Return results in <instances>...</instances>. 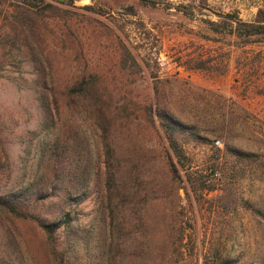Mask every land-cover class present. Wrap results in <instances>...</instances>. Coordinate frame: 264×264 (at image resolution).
I'll return each instance as SVG.
<instances>
[{
  "label": "rangeland",
  "instance_id": "374dc122",
  "mask_svg": "<svg viewBox=\"0 0 264 264\" xmlns=\"http://www.w3.org/2000/svg\"><path fill=\"white\" fill-rule=\"evenodd\" d=\"M42 1L63 12L47 11L25 37L12 12L29 1L0 0V194L60 188L53 172L63 161L76 173L72 196L47 193L40 213L70 214L71 229L56 234L66 264H107L101 133L81 102L70 108L62 96L50 114L38 92L45 83L61 94L97 73L118 116L110 141L121 162L129 249L150 250L149 264H264V34L249 39L228 17L264 27V0ZM146 107L191 132L175 183L169 145ZM1 263L55 264L37 224L0 219Z\"/></svg>",
  "mask_w": 264,
  "mask_h": 264
},
{
  "label": "trees",
  "instance_id": "16d2710c",
  "mask_svg": "<svg viewBox=\"0 0 264 264\" xmlns=\"http://www.w3.org/2000/svg\"><path fill=\"white\" fill-rule=\"evenodd\" d=\"M25 1H29V4L25 2L27 7H15L12 12V24L14 29L19 34H24L25 37H27L28 32H35L38 27V21L45 16L47 11H53L54 13L63 12L60 7H55L51 3H47L45 7H39L38 4L44 2L42 0ZM51 1L61 4H69L72 0ZM138 1L146 6H153L155 4L152 0ZM87 9L92 10L93 8L87 7ZM228 17L230 19L232 18V23L236 25L238 30H244V35L249 39L264 34V27L262 25L243 23L238 16L234 15H229ZM14 42H16L15 39ZM100 78V75L97 73L81 75L73 85L69 86L61 94L55 89H49L44 83V85H41L39 88V97L43 103L45 111L50 114L54 107L59 108V102L62 96L65 97L68 104L67 107L70 108H74L76 102H81L93 116L96 126L101 133L105 154L106 190L110 219V243L106 257L107 264H149V252L151 251L144 250L143 245L141 247L136 245L134 250L129 249V244L125 237V227L119 218L122 213L121 208L124 207V203L122 202V199H120L124 192V186L120 177L121 162L110 141L112 123L117 120L118 116L116 118L112 116L111 105L107 103L104 95L98 88ZM142 114L155 129L157 127L154 118L156 117L159 120L160 128L164 133L170 149V152L167 151L166 153L169 165L168 170L175 183L177 179H181L180 171L176 163L185 167V162L187 161L186 151L183 146V138L188 137L189 134L191 135V132L188 131V127L168 116L165 110L157 109L154 115L152 109L146 107L145 110H142ZM175 158L177 162H175ZM61 162L62 164L60 168L53 172L54 182L60 184V188H56V185L52 184L50 188L47 187V189H44V186L41 187L40 185L32 193H23L18 196L0 194L1 221L5 225H13L17 221H29L37 224L42 229L47 243L51 248V255L53 256L55 264H66L64 256L59 253L56 248V234L62 225H65L68 230L71 229V220L69 219L70 214L64 212L59 219L55 216L54 219L48 220L46 217H43V213H40V210L42 207L41 204L46 203L45 198L48 196L47 193L52 195L54 191L58 190L60 195H64L65 198L72 196L67 185L76 180V173L73 170L68 169V166L63 167V161ZM3 168H5L4 164L3 167L0 166V176H2L1 172L3 171ZM129 178L130 180L135 179L133 173H130V170ZM62 195L61 197H63ZM175 253H177V251H175ZM156 254L164 258L166 253L156 251ZM157 264L160 263L157 262Z\"/></svg>",
  "mask_w": 264,
  "mask_h": 264
},
{
  "label": "built area",
  "instance_id": "2783aa9c",
  "mask_svg": "<svg viewBox=\"0 0 264 264\" xmlns=\"http://www.w3.org/2000/svg\"><path fill=\"white\" fill-rule=\"evenodd\" d=\"M216 145L219 146V145H220V141H217V142H216Z\"/></svg>",
  "mask_w": 264,
  "mask_h": 264
},
{
  "label": "water",
  "instance_id": "95a60500",
  "mask_svg": "<svg viewBox=\"0 0 264 264\" xmlns=\"http://www.w3.org/2000/svg\"><path fill=\"white\" fill-rule=\"evenodd\" d=\"M75 1H80V0H75Z\"/></svg>",
  "mask_w": 264,
  "mask_h": 264
}]
</instances>
